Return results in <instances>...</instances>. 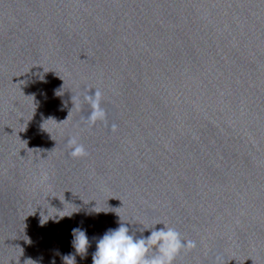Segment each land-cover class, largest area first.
Returning <instances> with one entry per match:
<instances>
[{
  "label": "water",
  "instance_id": "1",
  "mask_svg": "<svg viewBox=\"0 0 264 264\" xmlns=\"http://www.w3.org/2000/svg\"><path fill=\"white\" fill-rule=\"evenodd\" d=\"M119 222L264 264V0H0V264H92Z\"/></svg>",
  "mask_w": 264,
  "mask_h": 264
},
{
  "label": "clouds",
  "instance_id": "2",
  "mask_svg": "<svg viewBox=\"0 0 264 264\" xmlns=\"http://www.w3.org/2000/svg\"><path fill=\"white\" fill-rule=\"evenodd\" d=\"M100 95L97 91L94 96L85 97V100L92 107V111L87 116L90 123H95L105 116L103 109L100 107ZM113 128H115V125H113ZM68 143L72 146L70 152L72 157L78 158L86 154L85 146L75 139H70ZM60 211L63 212L64 209ZM57 214L61 217L59 212ZM121 221H123L122 218ZM41 223L43 222L41 221ZM162 224L164 227L159 229L155 227L130 229L128 224L119 222L118 227L107 229L98 238L93 237L96 241V249L92 253V264H174L180 252L186 248L195 247L196 242L183 239L181 233L174 227ZM146 229H152L147 236L143 235ZM137 232L140 234L138 235ZM72 235V244L76 251L82 255L86 254L90 246L87 231L75 227L72 229ZM66 258L69 257L66 256ZM51 264H55V258L52 259Z\"/></svg>",
  "mask_w": 264,
  "mask_h": 264
}]
</instances>
